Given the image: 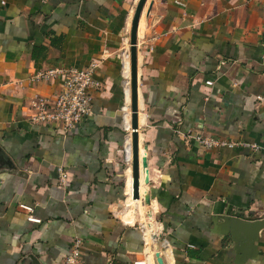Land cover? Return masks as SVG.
Returning <instances> with one entry per match:
<instances>
[{
    "label": "crops",
    "instance_id": "crops-1",
    "mask_svg": "<svg viewBox=\"0 0 264 264\" xmlns=\"http://www.w3.org/2000/svg\"><path fill=\"white\" fill-rule=\"evenodd\" d=\"M138 1L0 0V264H60L75 240L86 264H264V228L251 251L227 221L264 220V0L147 2L138 94L149 172L125 207ZM53 69H90L99 83L92 115L69 133L28 120L33 97L61 89L36 80ZM195 136L236 146L207 150Z\"/></svg>",
    "mask_w": 264,
    "mask_h": 264
},
{
    "label": "built area",
    "instance_id": "built-area-1",
    "mask_svg": "<svg viewBox=\"0 0 264 264\" xmlns=\"http://www.w3.org/2000/svg\"><path fill=\"white\" fill-rule=\"evenodd\" d=\"M60 78L62 86L54 96L36 95L30 100L28 109V120L36 125H54L63 133H69L76 125L80 124L86 117L93 113V97L89 91L99 87V83L93 78L90 69H53L37 74L36 80L52 81ZM212 84V82H208ZM194 140L207 150L215 147L230 146L229 143L215 137L195 136ZM241 146L258 150L255 144L242 143ZM67 174L61 171V182L66 183ZM31 222L40 223L39 219L29 218ZM60 264H86L84 244L81 240H75L70 253Z\"/></svg>",
    "mask_w": 264,
    "mask_h": 264
},
{
    "label": "water",
    "instance_id": "water-1",
    "mask_svg": "<svg viewBox=\"0 0 264 264\" xmlns=\"http://www.w3.org/2000/svg\"><path fill=\"white\" fill-rule=\"evenodd\" d=\"M147 0H140L136 8L131 31V51H132V111H133V176H134V196L139 199V174H140V159H139V94H138V30L142 12ZM144 120V118H143ZM147 149V147H146ZM126 154V149H125ZM127 162V154L125 156ZM143 167L148 171L147 157L143 160ZM149 184V178H148ZM152 197V196H151ZM150 197V199H151ZM228 228L233 239L242 241L247 244V247L252 251L256 237L260 230L264 228V220L246 221L238 218H229ZM159 262L162 264L161 260Z\"/></svg>",
    "mask_w": 264,
    "mask_h": 264
},
{
    "label": "bare ground",
    "instance_id": "bare-ground-1",
    "mask_svg": "<svg viewBox=\"0 0 264 264\" xmlns=\"http://www.w3.org/2000/svg\"><path fill=\"white\" fill-rule=\"evenodd\" d=\"M149 0H147L148 2ZM140 2V0L138 1V3ZM146 2V5H147ZM137 3V6H138ZM145 5V6H146ZM136 6V8H137ZM136 8H135V12H136ZM145 9V7H144ZM144 11V10H143ZM143 14V12H142ZM135 15V13H134ZM142 17V15H141ZM134 19V17H133ZM141 20V19H140ZM133 24V21H132ZM132 31V29H131ZM131 40V38H130ZM131 44V43H130ZM132 45L130 47V65L129 63L126 64V69H125V75H126V79L127 77H129V95H130V104H131V111H130V115L132 113V126L129 128V134H128V141H127V183H126V187H127V191H128V198L127 201L125 202V207L131 206V205H136L140 202V197L139 199H136L134 196V176H133V155H134V150H133V111H132V83H131V79H132V51H131ZM127 85V84H126ZM128 96V95H127ZM141 147V149H140ZM141 151V154H140ZM143 144L141 141V144L139 142V159H140V174H139V193L141 194L142 188H143V182H144V167H143ZM146 174V173H145Z\"/></svg>",
    "mask_w": 264,
    "mask_h": 264
},
{
    "label": "rangeland",
    "instance_id": "rangeland-1",
    "mask_svg": "<svg viewBox=\"0 0 264 264\" xmlns=\"http://www.w3.org/2000/svg\"><path fill=\"white\" fill-rule=\"evenodd\" d=\"M148 11V10H147ZM146 16H147V14H146ZM128 134H129V132H128ZM142 141V140H141ZM142 143H143V141H142ZM126 164H128V162H126ZM159 238H160V242H161V244L163 243V239H162V236H161V234L159 235Z\"/></svg>",
    "mask_w": 264,
    "mask_h": 264
}]
</instances>
